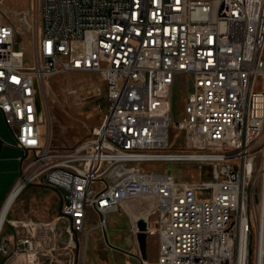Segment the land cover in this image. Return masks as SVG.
Returning a JSON list of instances; mask_svg holds the SVG:
<instances>
[{"label":"built area","instance_id":"obj_1","mask_svg":"<svg viewBox=\"0 0 264 264\" xmlns=\"http://www.w3.org/2000/svg\"><path fill=\"white\" fill-rule=\"evenodd\" d=\"M39 24L28 59L14 26L0 21V112L24 150L0 215L11 193L33 182L58 189L61 207L46 222L6 213L2 264H84L78 234L106 231L107 213L126 212L134 199L150 201L146 233L158 238L149 262L130 219L140 264H264V0H39ZM66 71L101 75L104 116L89 140L51 151L38 103L46 79ZM176 88L186 90L180 119ZM172 128L183 150H170ZM157 162L208 165L211 178L142 166ZM258 175L256 216L249 187ZM89 209L97 222L86 229ZM5 221L24 229L14 245Z\"/></svg>","mask_w":264,"mask_h":264},{"label":"rangeland","instance_id":"obj_2","mask_svg":"<svg viewBox=\"0 0 264 264\" xmlns=\"http://www.w3.org/2000/svg\"><path fill=\"white\" fill-rule=\"evenodd\" d=\"M0 21L11 23L16 32L15 37L21 40L27 58H30L31 49L34 47L39 24V0H0ZM44 96L42 109L41 132L43 140L51 151H62L75 147L92 137L93 129L102 121L106 105V82L98 72L66 71L49 76L44 83ZM185 89H175L173 115L175 119L182 117V107ZM0 121L3 118L0 114ZM170 150H183L184 137L180 130L172 128L170 132ZM24 154V153H23ZM29 155V152L27 153ZM147 169H160L174 173L190 180L210 179V166H190L174 162L143 163ZM259 176V175H258ZM254 190L249 187L252 196L253 211L257 216L260 213V176ZM35 184L42 185L38 182ZM27 184L26 189L20 194L17 204L22 205L27 200L32 186ZM208 196V192H204ZM44 195H38L42 198ZM150 204L145 199H134L126 202L125 211H111L107 213V230L101 231L92 228L86 235L78 234L80 238L78 247L84 257V264H140V256L136 253L131 231L130 219ZM42 203L35 205L40 209ZM12 209L8 218L15 216ZM133 210V211H132ZM132 212V213H131ZM14 219L11 218L10 221ZM97 222V215L89 213L85 221V228L89 229ZM4 225V224H3ZM4 227V226H3ZM8 232V222L5 229ZM250 241V255L254 258L257 238V227L252 226ZM140 253V252H139ZM140 255L149 262L158 256V238L155 234L146 237L145 251ZM251 264L252 259H251Z\"/></svg>","mask_w":264,"mask_h":264},{"label":"crops","instance_id":"obj_3","mask_svg":"<svg viewBox=\"0 0 264 264\" xmlns=\"http://www.w3.org/2000/svg\"><path fill=\"white\" fill-rule=\"evenodd\" d=\"M1 114V112H0ZM2 116V114H1ZM3 118V116H2ZM4 121V120H3ZM15 136L14 132L5 124V122L0 121V206L6 200L12 187L15 185L16 181L20 175L21 160L24 154V150L16 147L14 144ZM31 192L27 197V200L22 205L17 204L18 197L26 189L27 185L24 186L17 196L14 198V202L10 206L6 218L10 220L19 221H51L57 217L61 207V193L58 189L50 185H39L31 183ZM38 195H44L42 198H38ZM39 202L42 203L40 209H36L35 205ZM15 209V216L8 218L12 209ZM94 213L92 210L87 211V216L89 213ZM9 231L6 232L8 228L5 229V223L3 227V235L8 236L9 243L14 245L20 239V236L24 235V229H15L10 224ZM4 256L0 253V264H2Z\"/></svg>","mask_w":264,"mask_h":264},{"label":"bare ground","instance_id":"obj_4","mask_svg":"<svg viewBox=\"0 0 264 264\" xmlns=\"http://www.w3.org/2000/svg\"><path fill=\"white\" fill-rule=\"evenodd\" d=\"M18 190H19V187H17L12 193H11V195H10V197L8 198V200L6 201V203H5V205H4V207H3V210H2V212H1V215H0V223L2 222V220H3V218H4V216L6 215V213L8 212V210H9V208H10V206L12 205V203L14 202V198H15V195H16V193L18 192ZM133 211V210H132ZM147 212H148V208H146V209H143L142 211H140L139 213H137V214H134V219H136V218H145L146 217V215H147ZM132 213V212H131ZM264 230V229H263ZM137 236V235H136ZM245 235L244 234H242V240H241V253H240V255H241V258H244V256H245V246H243L244 245V240H245V237H244ZM138 240V239H137Z\"/></svg>","mask_w":264,"mask_h":264},{"label":"water","instance_id":"obj_5","mask_svg":"<svg viewBox=\"0 0 264 264\" xmlns=\"http://www.w3.org/2000/svg\"><path fill=\"white\" fill-rule=\"evenodd\" d=\"M38 115H39V119L41 120L42 119V109L39 103H38ZM136 225L138 228L137 239L139 242V248H140L141 254H143L145 251V243H146V237H147V233H146L147 222L144 218H138Z\"/></svg>","mask_w":264,"mask_h":264}]
</instances>
